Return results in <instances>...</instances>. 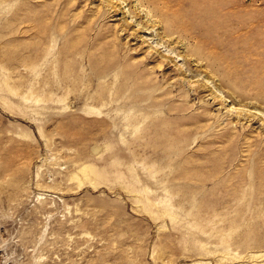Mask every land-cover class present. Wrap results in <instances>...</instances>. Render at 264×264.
<instances>
[{
	"label": "rangeland",
	"instance_id": "1",
	"mask_svg": "<svg viewBox=\"0 0 264 264\" xmlns=\"http://www.w3.org/2000/svg\"><path fill=\"white\" fill-rule=\"evenodd\" d=\"M197 1L251 47L200 56L138 0H0V264H264V0Z\"/></svg>",
	"mask_w": 264,
	"mask_h": 264
},
{
	"label": "bare ground",
	"instance_id": "2",
	"mask_svg": "<svg viewBox=\"0 0 264 264\" xmlns=\"http://www.w3.org/2000/svg\"><path fill=\"white\" fill-rule=\"evenodd\" d=\"M138 2L140 3V5L145 4V3L150 4V5L152 4L153 6H152L151 10L154 13H158V14H162V13L167 14L168 13V16L166 18H164V20H162L163 21L162 27H163L164 34L165 35H171V34L177 32L178 37H181L183 34L190 36L191 40L189 42H194L193 46H191V45L190 46L192 48L195 47L192 49V51H196V53L199 54L200 56H203V53H204L202 50H198L196 48L197 46H200V45H202V47L206 48L207 50L211 45H214V46L220 48L221 50H226V51L228 50V51H230V53H234L236 51H238V52L243 51L245 49L248 50L251 47V45L248 42V38H247L248 37V31L245 29L243 30V28H242L243 25L242 26L238 25V24L232 25L231 27H233L235 29L233 31H227V28L225 27L226 25L222 24L220 20L214 21L215 24L212 23L211 20H208L203 15V12L201 10L202 7L197 6V4H199L197 0H172V4H171L172 7H167V9H165L162 5L159 4L161 2L160 0H138ZM207 2L209 3L210 1H207ZM207 2L205 0H201V3L203 6ZM106 3H108L109 5H111L113 7L117 6V4H115L112 1H107ZM103 13L105 14V10L103 11ZM188 19H189V21H187ZM137 23H139V22H137ZM222 26L225 28H222ZM241 28H242V30H241ZM224 29H226V30H224ZM232 32H234L235 35L232 36V38H229L226 41H223V39H225L227 34H230ZM46 59L47 58L45 57L44 61ZM227 59H228L227 56H223V58L220 61L221 62L220 64L223 65L222 62H225ZM66 61H67V59L63 56H60L59 58H57L56 63H55V69H57L59 63H63ZM235 62L237 63V64L234 63L235 66L238 65V63L241 64L240 63L241 60H237ZM162 64H164V63L162 60H160L158 62H155L153 65L161 66ZM48 65H49L48 70L40 69V72L38 73V75H39L38 80L40 81L41 86H43V88H41V90H42V92H43L42 94H44L45 98H49L50 93H59L56 91V88H54L53 92L49 93V89L53 85H58L59 82H63L65 80V76H67L69 74V70H70V68L68 67V68H65L63 72H59L57 74H52L53 70H54V66H50V63ZM162 66L164 68V65H162ZM225 67L228 68L229 66L225 65ZM234 69H235L234 67L231 68L232 71ZM27 74H28V76L32 77L31 67L28 70ZM187 81L189 83L191 80L188 79ZM210 81H211L210 79L205 77V79H203L201 82H199V85L202 87L208 88L210 93H213V91H216V90H218V92L221 93V89L219 87L214 86V88L216 89V90H214L212 88V86H209ZM145 82L146 81H144V84H140V85H136V86L137 87H143L145 85L147 86L148 84H150V83H145ZM134 86H135V84H134ZM163 93L164 94L168 93L167 87L165 88ZM225 96L226 95L222 94V93L219 94V96L217 95V93L216 94L214 93L212 97H213V99L218 98V102L222 103L224 101L221 97H225ZM103 97H104V95H102L101 93H97L94 95V98L98 99L99 101ZM237 106L238 105H236V104H230L231 108H233V107L238 108ZM257 110L260 111V109H257ZM236 111H237V114L241 113L239 108ZM158 120H159L158 117H151L150 119L147 120V123L154 124ZM160 156H164V155H159V157Z\"/></svg>",
	"mask_w": 264,
	"mask_h": 264
}]
</instances>
